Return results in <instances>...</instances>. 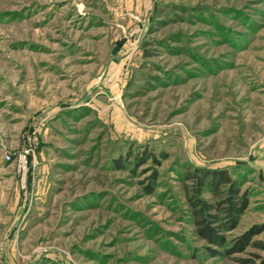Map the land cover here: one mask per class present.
Here are the masks:
<instances>
[{"label": "rangeland", "instance_id": "374dc122", "mask_svg": "<svg viewBox=\"0 0 264 264\" xmlns=\"http://www.w3.org/2000/svg\"><path fill=\"white\" fill-rule=\"evenodd\" d=\"M0 264H264V0H0Z\"/></svg>", "mask_w": 264, "mask_h": 264}, {"label": "trees", "instance_id": "16d2710c", "mask_svg": "<svg viewBox=\"0 0 264 264\" xmlns=\"http://www.w3.org/2000/svg\"><path fill=\"white\" fill-rule=\"evenodd\" d=\"M188 178L194 180L188 202L191 205L196 232L207 242L221 246L225 241L221 232L233 228L238 216L247 206L245 192H241L237 179L234 180L222 169L194 168ZM205 189L211 191L214 201L205 200L200 196ZM248 244L250 236L244 233L236 239L230 250H242Z\"/></svg>", "mask_w": 264, "mask_h": 264}, {"label": "built area", "instance_id": "2783aa9c", "mask_svg": "<svg viewBox=\"0 0 264 264\" xmlns=\"http://www.w3.org/2000/svg\"><path fill=\"white\" fill-rule=\"evenodd\" d=\"M30 150H31V149L25 147V148H24V152H23L22 154H20V157H21V158H20V160H21V164H23V166H24V162H25V156H26L27 154L30 153Z\"/></svg>", "mask_w": 264, "mask_h": 264}, {"label": "water", "instance_id": "95a60500", "mask_svg": "<svg viewBox=\"0 0 264 264\" xmlns=\"http://www.w3.org/2000/svg\"><path fill=\"white\" fill-rule=\"evenodd\" d=\"M116 50H117V47H115V48L112 50V53H115Z\"/></svg>", "mask_w": 264, "mask_h": 264}]
</instances>
